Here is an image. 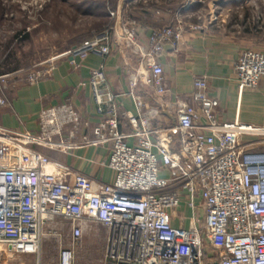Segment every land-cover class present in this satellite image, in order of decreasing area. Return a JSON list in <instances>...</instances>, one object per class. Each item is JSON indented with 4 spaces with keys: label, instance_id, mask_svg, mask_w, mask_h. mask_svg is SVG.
I'll use <instances>...</instances> for the list:
<instances>
[{
    "label": "built area",
    "instance_id": "2783aa9c",
    "mask_svg": "<svg viewBox=\"0 0 264 264\" xmlns=\"http://www.w3.org/2000/svg\"><path fill=\"white\" fill-rule=\"evenodd\" d=\"M124 35L127 44L134 43L132 30L124 29ZM180 38V28L165 26L155 30L150 41L159 53L163 44ZM111 39L110 28L97 30L66 56L105 57ZM54 62L47 61L26 80L46 77ZM234 74L239 91L255 88L264 76V51H242ZM138 80L137 74L131 76V89ZM88 81L102 119L91 137H81L79 146L110 142L107 166L114 179H89L33 148L55 144L49 139L65 128L74 136L88 127L69 104L41 110L37 135L0 128V247L5 257L37 254L42 240L60 239L67 231L69 241L58 249V264H73L74 247L101 225L106 230L103 264H264V146L255 140L264 129L238 120L214 122L217 103L206 96V82L200 78L193 82L198 107L181 104L176 126L152 128L157 111L142 110L137 97L138 115L130 118L132 132L124 135L117 131L116 95L103 89L104 69H92ZM143 84L163 93L160 65L150 64ZM5 105L0 96V107ZM200 118L207 123L199 124ZM176 133L179 147L173 152ZM128 137L135 143L126 144ZM161 168L169 177H159ZM182 194L192 210L194 198H200L201 227L171 226L169 212L180 205ZM205 246L216 252L215 261H205Z\"/></svg>",
    "mask_w": 264,
    "mask_h": 264
},
{
    "label": "crops",
    "instance_id": "0c3cea01",
    "mask_svg": "<svg viewBox=\"0 0 264 264\" xmlns=\"http://www.w3.org/2000/svg\"><path fill=\"white\" fill-rule=\"evenodd\" d=\"M170 1L173 0H118L115 9L108 15L111 25L107 28L111 29L112 39L107 56L88 55L84 59L67 57L66 53L73 46L91 34L75 40L64 34L63 40L59 42L60 53H53V50L44 59V63L55 60L52 71L34 83L26 80L30 73L26 72L31 67H39V64L31 66L34 60L26 58L25 66H15V61L6 59V53L0 50V78L4 80L0 82V96L7 101V105L0 107V128L9 132L37 135V116L41 110L69 104L79 113L81 120L88 123V127L74 136L70 135V128H65L60 135L49 139L55 144L33 148L50 160L63 163L89 179L112 182L114 173L107 166L112 152L111 143L79 146L81 137H91L92 128L102 119L96 111L88 81L90 71L102 67L106 75L103 89L116 95L117 131L121 134L132 132L129 120L138 115L135 104L137 97L143 102L142 110L149 113L157 111L152 119V128L176 126L181 104L198 107V102L193 99V82L200 78L206 82V96L217 103L213 110L214 122L219 124L238 120L264 129V76L255 88L239 91L234 74V65L242 51H264V42L259 41L264 34L256 33L262 36L249 39L255 34L251 31L256 24L251 27L248 23L243 29L250 30L245 33H233L225 29L219 18L222 17L221 12L229 11L232 5L242 10L243 14L239 15L241 25L248 22L250 0H210L207 9H202V12L198 0H175L178 1L175 6ZM159 5L164 7L160 8ZM257 9L259 27L256 28L264 32V0H260ZM165 26L180 28L181 38L174 43L163 44L161 51L156 53L150 37L155 30ZM124 29L133 31V44L126 43ZM22 39L26 41L25 37ZM57 45L54 43L53 48H58ZM151 63L160 65L162 69L164 91L159 95L152 85L143 84L149 75ZM134 74L141 80L131 89L129 80ZM198 123L203 125L207 122L200 118ZM179 138V133L173 135L171 151L178 150ZM255 140L258 147H263L264 132ZM124 141L132 145L136 139L128 137ZM151 141L155 143V137ZM153 152L156 153L155 149ZM158 175L167 178L169 172L161 168ZM194 204L195 210H192L182 194L180 205L169 212L173 228L202 226L204 211L198 196L194 198ZM203 252L205 261H215L216 252L211 247L205 246Z\"/></svg>",
    "mask_w": 264,
    "mask_h": 264
},
{
    "label": "rangeland",
    "instance_id": "374dc122",
    "mask_svg": "<svg viewBox=\"0 0 264 264\" xmlns=\"http://www.w3.org/2000/svg\"><path fill=\"white\" fill-rule=\"evenodd\" d=\"M64 1L0 0V50L4 51V54L6 53L5 58L13 59L15 66H25L24 59H33L34 64L32 63L31 66L39 64V67H31L26 72L28 73L45 67L47 65L46 62L44 63V59L47 58L45 56L53 50L56 51L53 53H60L59 42L63 40L64 34L70 35L75 40L96 31L97 28L94 25L97 23V19L77 13L74 16V8L70 6L69 1ZM178 1L174 0V2ZM198 1L201 12L202 9L206 10L210 0ZM259 5L260 0H250L249 21L242 25L239 16L243 14L242 10L232 5L229 11L221 12L220 16L222 17L219 18L222 19L226 30L242 33V29L248 23L251 27L253 24L259 27L256 20ZM252 17L253 19H251ZM261 33L264 34L263 31ZM252 35L253 37L251 36L249 39L262 36L256 33ZM24 37L26 41L22 39ZM262 40H264V35L259 39L264 42ZM54 43L58 44V48H53ZM68 235V232L65 231L60 239L48 237L42 240L37 254H15L5 257V252L0 247V264H58V249L67 247ZM105 239L106 232L101 225L97 226L91 234L84 235L80 243L73 249V264H103Z\"/></svg>",
    "mask_w": 264,
    "mask_h": 264
},
{
    "label": "trees",
    "instance_id": "16d2710c",
    "mask_svg": "<svg viewBox=\"0 0 264 264\" xmlns=\"http://www.w3.org/2000/svg\"><path fill=\"white\" fill-rule=\"evenodd\" d=\"M61 1H64V0H61ZM67 1H69L70 6H72V8H74V11H73L74 16L77 13V14H81L83 16L92 17L93 19H97V23L94 25V27L97 28L96 29V31H97V30H101V29L110 27L111 21L109 20L108 15L111 11H113L115 9L118 0H67ZM170 3L171 4L174 3L173 6H175V4H176V2H174V0L170 1ZM152 5L155 6V3H152ZM159 7L163 8L164 5H159ZM247 30H250V29H243L242 33L247 32ZM258 30L259 29H257V28H253V30L251 32L252 33L262 32V31H260V30L258 31ZM76 45H78V44H76Z\"/></svg>",
    "mask_w": 264,
    "mask_h": 264
},
{
    "label": "water",
    "instance_id": "95a60500",
    "mask_svg": "<svg viewBox=\"0 0 264 264\" xmlns=\"http://www.w3.org/2000/svg\"><path fill=\"white\" fill-rule=\"evenodd\" d=\"M215 264H217V263H215Z\"/></svg>",
    "mask_w": 264,
    "mask_h": 264
}]
</instances>
